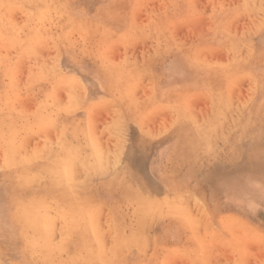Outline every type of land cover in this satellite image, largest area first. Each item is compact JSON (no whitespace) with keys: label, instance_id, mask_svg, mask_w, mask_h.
<instances>
[{"label":"rangeland","instance_id":"1","mask_svg":"<svg viewBox=\"0 0 264 264\" xmlns=\"http://www.w3.org/2000/svg\"><path fill=\"white\" fill-rule=\"evenodd\" d=\"M181 136L195 148L175 166ZM7 146L19 184L45 188L24 225L48 228L55 260L36 264H264V0H0V166ZM66 148L95 156L56 192L49 159L74 160ZM84 244L91 262L65 258Z\"/></svg>","mask_w":264,"mask_h":264},{"label":"bare ground","instance_id":"2","mask_svg":"<svg viewBox=\"0 0 264 264\" xmlns=\"http://www.w3.org/2000/svg\"><path fill=\"white\" fill-rule=\"evenodd\" d=\"M247 1H251V0H247ZM19 57L21 58L22 55L21 56L19 55ZM18 60H20V59H18ZM31 60H32V58H31ZM20 61H22V58H21ZM21 64L22 63H20V66H21ZM37 64H38V62H37ZM18 66L19 65L17 64V67ZM20 66H19V68H20ZM24 68H25V66H23L20 69H24ZM23 71L24 70H22V72ZM23 74H25V72ZM72 96L74 97V95H72ZM22 102L23 101H20L18 104H21ZM24 103H26V101H24ZM121 129H122V127L117 129L118 134L121 133ZM203 133L204 134H203V136H202V138H201V140H200V142L198 144L199 147H205L206 146L207 138H208V136L210 134L208 130H206V132H203ZM183 135H185V133ZM194 135H195V133H194ZM179 140H180V143H176L175 142V144H174V149L176 150V152L173 155L175 157L173 159L176 161L175 162V166H177L182 161V158H183L184 155H186V152L188 151V149H190L192 146H193V148H195L194 143L192 144L190 142L193 139H191L189 141L186 136H183V137L181 136L179 138ZM26 143H28V142H26ZM39 144L40 143L38 142L37 145H39ZM28 145H29V143H28ZM26 147H28V146H26ZM76 148H81L82 149L81 146L77 147V146L74 145V149L75 150H76ZM121 148H122L121 145H118V148L114 151V157H113L114 159H118V157H119L118 152L121 150ZM181 148H183V150H181ZM74 149L66 148V150H67L66 153L73 152ZM6 150H7L5 152L6 157H5V160H4L3 164L0 166V171H1V168H6L7 169V171H6L7 173L4 174V175L3 174H0V175H2L4 177V180H6L7 182L13 184V187H14L15 190H14V195L11 192L6 197H4L3 194H0V232L3 231V232L11 233L13 231H16V225H17L18 228L21 230V233L19 235L15 236V237H14L15 234L12 235V237L7 239L6 243H0V250H3V248L5 246L10 248L12 250V252H14L17 255V257H19L20 263H18V264H30L31 262L35 263V264L38 263V260H36V259L32 260V255L36 256L38 258H45L47 256L49 261H54L55 259H54V256L52 255V253L55 250L47 242L48 241V234H47L48 233V231H47L48 228L47 227L46 228H36L35 229L36 231L34 232L33 236L31 238H29V236L27 235V232H25L26 229H25V225H24V224H26V225L29 224L30 226L34 227V226H37L39 224V222L32 221V218L30 216H28L27 214H28L29 210H31V209H33L35 207V205H37V208L38 207H43V206L46 205L44 200L40 199V197H42V194L45 192V188H44V190H41V187L38 190L32 189V188H27L26 189L24 186L19 184V181H17L15 179V172L14 171L16 169L15 170H11L10 169L11 167L15 166L14 161H13V157H12V149L9 146H7ZM170 150H171V148H170ZM192 151L193 150L191 149V152ZM103 153L97 154L98 162H97L95 167H98V168H102L103 167L104 168L106 165L109 166V164H107V158L105 157V155L104 156L102 155ZM94 156H95L94 152H91V151H89L88 154H86V155H82V154H79L76 151H74V160L69 159L68 156H59L58 158L57 157H53L52 159H49L51 161L49 166L53 170L51 176L49 177V181L51 183L50 190H51V187H53L56 192H62L65 189L73 188L74 184L77 183V178L79 179V177H81L80 175H78L79 177H77V174L80 173V172L82 174V173H85L87 171V169L91 165V161H92ZM120 156H121V154H120ZM109 160H110V157H109ZM190 160H191V158H190ZM185 162H186V160H185ZM116 163H117V161H116ZM116 163H114V164H116ZM119 163H117V165H114V164L113 165L119 168L120 167ZM39 165L40 164H38V166ZM94 168H93L92 171L95 170ZM108 168L110 169V166ZM130 169H132V168H130ZM115 170H113V171H115ZM136 170H138V169H136ZM136 170L132 169V171H136ZM174 170H175V172L174 173L172 172V173L176 176L177 175L176 174V168ZM92 171H89V174L92 173ZM30 172H32L31 168H30ZM117 174L121 175V177H122L121 181L126 180V179L130 180L132 178H137V179H135V181L136 182L140 181L139 184L142 183L140 178L137 177V175L133 174L132 172H130L129 170H127V169H125L123 167H120L119 172ZM138 174H140V173H138ZM114 178H115V176H113V179L111 181H114L115 180ZM188 179H189V177L185 176L183 178V181L186 182ZM57 183H59V184H57ZM87 183H88V178H86V180H85V182L83 184H87ZM113 184H114L113 182H109V186H113ZM57 187H58V189H57ZM144 187H145V185H144ZM136 188H138V191L136 192V195H137L138 192L142 194L143 191L140 189V187L138 185H137ZM148 191L145 192V194L148 193ZM100 192H103V190H100ZM132 194H134V193H132ZM20 197H23V199H20ZM140 197H142V196H140ZM147 197H150V196H147ZM151 197H152V194H151ZM184 197H186V199H188L190 196H188V193L186 194L183 191L179 195V198H184ZM141 199H142L143 202L146 201V198L142 197ZM177 200H179V201H175L174 198H169V200H166L165 206L162 205L164 207H168L166 212L175 211L179 207L184 208L185 202L180 200V199H177ZM151 201L152 202H150L149 204L151 205V208H154L155 207V202L152 199H151ZM3 212H5L6 215H2L1 213H3ZM161 212H163V211H161ZM3 219L6 220V221H9V222H12V223H10L6 227V226H4L2 224ZM37 239L43 241V244L39 245L37 243V241H36ZM89 246H90V244L89 245L84 244L83 246H81V248H84V250H77V252H75V255L71 254V253H67L65 258L67 260H69L70 262H74V263L76 261H78V260H82V261L87 260L88 262H91V260H90L91 255H89V254L88 255H83V253H85L87 251V249H89ZM0 253H1V251H0ZM37 253H39V254H37ZM40 253H42V254H40ZM11 256H9V257H11ZM14 264H17V263H14Z\"/></svg>","mask_w":264,"mask_h":264}]
</instances>
